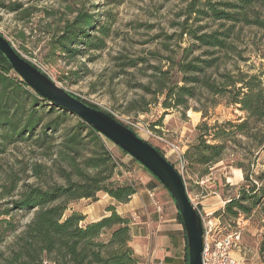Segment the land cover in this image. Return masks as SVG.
Here are the masks:
<instances>
[{
    "label": "rangeland",
    "instance_id": "obj_1",
    "mask_svg": "<svg viewBox=\"0 0 264 264\" xmlns=\"http://www.w3.org/2000/svg\"><path fill=\"white\" fill-rule=\"evenodd\" d=\"M6 4H20L27 10L25 18L21 12H7L0 8V34L13 48L31 64L37 66L59 88L86 101L100 111L111 113L121 124L131 130L135 125L143 126L146 132L133 128L137 135L152 147L163 153L183 177L190 201L200 210L218 217L229 198L236 196L244 183L243 171L235 166L239 161L260 175L264 171V155L251 147L228 144L224 159L203 175V168L191 167L182 159L186 149L194 143L202 122L208 126L225 122L239 123L245 118L237 106L229 105L227 97L211 94L208 90L196 91V97L188 100L185 107L164 108L165 90L173 84L182 86L179 63L188 64L217 59L215 68L205 70L209 83L220 87L227 74L237 79L239 73L259 75L264 87V31L256 26L235 24L228 40L231 45L225 50H213L198 46L189 35H196L229 28L231 24L193 13V7L206 11L202 6L207 0H0ZM217 3L221 0H209ZM223 9L222 7H218ZM79 12L93 17L88 34L103 42L101 50H88L79 45L74 49L77 56L58 58L51 64L49 34L61 27V22L71 20ZM191 46H194L191 48ZM230 89V88H229ZM10 94V90L7 91ZM19 101L27 104L28 99L17 94ZM169 101V100H168ZM168 103H171L170 101ZM40 119L34 124V138L45 130L54 137L40 147L32 140H1L0 129V204L15 199L24 183H36L32 177L34 165H44L47 181L62 183L56 175L59 162L55 152L59 149V137L71 125L61 124L56 130L46 129L54 119L41 113L35 106ZM31 107L25 108V111ZM206 113V118H202ZM25 116L18 121L25 123ZM233 131V129H232ZM235 139H239L238 136ZM108 150L123 164L122 176L118 180L135 185L137 192H143L148 184L158 187L154 201L158 203L163 217L174 219L176 206L166 189L134 159L124 155L120 149L105 141ZM170 145L175 147L172 151ZM180 158L184 161L182 169ZM54 161V162H52ZM249 166V167H247ZM255 179V178H253ZM150 181V182H149ZM16 184L11 196H5ZM264 184V179L258 182ZM108 196L97 194V200H79L70 203L65 215L70 211L88 212L92 218L105 211ZM263 206L250 216L239 221L241 228L240 244L233 255L241 264H264V257L258 253L264 230ZM10 205V204H9ZM9 207V206H8ZM30 213H18L16 219L22 224L31 219ZM22 217V218H21ZM89 218L86 222H89ZM235 220L220 218V226L225 233L233 230ZM10 239L6 243H9ZM3 248V247H2ZM0 248V249H2ZM142 263V261L140 262Z\"/></svg>",
    "mask_w": 264,
    "mask_h": 264
},
{
    "label": "trees",
    "instance_id": "obj_2",
    "mask_svg": "<svg viewBox=\"0 0 264 264\" xmlns=\"http://www.w3.org/2000/svg\"><path fill=\"white\" fill-rule=\"evenodd\" d=\"M202 6L206 7L209 13L194 7L192 12L231 25L229 28L221 25V30L199 36L192 31L189 35L199 43L198 46L213 50L228 49L231 46L228 40L233 34L235 24L256 26L264 31V0H221L217 3L207 0ZM0 8L10 13L19 11L25 18L29 15L27 10H22L20 4L9 5L0 1ZM92 20L91 15L79 12L71 20L61 22V27L49 33L53 35L49 41L48 54L51 64H55L58 58L62 59L64 54L70 57L77 56L79 51L74 48L79 45L85 46L88 50L103 48L100 39H93L88 34ZM216 61L217 59L205 61L197 59L196 63H179V71L186 74L181 78L183 85L162 87L163 91L165 90L163 106L166 109L185 107L188 100L196 97V91L204 89L214 95H225L227 104L237 106L246 115L239 123H215L209 127L206 122H202L196 128L198 134L194 143L184 152L183 159L188 168L194 166L203 168V175L208 174L212 166L224 159L228 144L233 146L245 144V147H251L253 151L264 155L262 77L239 73L238 78L234 79L224 74L222 76L224 83L216 87L208 82L205 75V70L215 68ZM8 90L10 94H7ZM17 94L25 96L28 99L27 104L19 101ZM168 100L171 103H168ZM81 101L88 104L84 100ZM35 106L41 108L43 115L54 117L46 125V129L56 130L61 124L66 123L71 125L60 135L59 149L55 152V161L59 162L56 175L62 183L54 180L48 182L43 172L46 167L34 165L32 177L36 183H24L15 199H11L8 204H0V248L3 247L0 249V264H141V259L130 247L131 218L118 214L114 206L109 205L105 208L107 216L91 222H86V216L79 211H70L65 215L70 203L79 200L96 201L98 193H104L116 203H128L137 193V189L133 183L118 180L122 176L124 164L108 150L105 143L107 140L103 136L76 115L39 97L0 54L1 140L9 142L32 140L40 147L53 141L54 137L48 136L45 130L34 138V124L40 119ZM27 107L31 109L25 111ZM104 113L115 119L111 113ZM23 116L25 123L20 126L18 121ZM202 118H206V113H203ZM236 136L239 139H235ZM155 149L164 156L159 149ZM234 162L235 166L243 171L244 183L237 195L225 203L224 210L218 215L219 219L227 217L228 220H236L239 215L250 216L257 208L263 206L264 184L258 187V182L264 179V171L255 176L244 164ZM169 163L173 166L171 162ZM15 189L14 183L5 196H11ZM18 213H30L32 216L27 223L22 224L16 219ZM176 218L182 224L178 210ZM262 229L264 230V223ZM8 239L10 242L6 243ZM258 253L264 257V233Z\"/></svg>",
    "mask_w": 264,
    "mask_h": 264
},
{
    "label": "water",
    "instance_id": "obj_3",
    "mask_svg": "<svg viewBox=\"0 0 264 264\" xmlns=\"http://www.w3.org/2000/svg\"><path fill=\"white\" fill-rule=\"evenodd\" d=\"M0 54L39 97L76 115L107 141L134 159L166 189L182 220L186 238V264H201L203 229L200 217L187 195L181 175L165 157L131 129L59 88L46 74L23 58L1 34Z\"/></svg>",
    "mask_w": 264,
    "mask_h": 264
},
{
    "label": "crops",
    "instance_id": "obj_4",
    "mask_svg": "<svg viewBox=\"0 0 264 264\" xmlns=\"http://www.w3.org/2000/svg\"><path fill=\"white\" fill-rule=\"evenodd\" d=\"M157 189V186L150 183L143 192L138 191L128 203H116L107 197L106 204L114 206L118 214L131 218L130 247L141 259V264H186L183 225L176 217L170 220L163 217L158 203L153 199ZM82 214L90 219L89 222L107 216L105 211L95 218L90 217L88 212Z\"/></svg>",
    "mask_w": 264,
    "mask_h": 264
},
{
    "label": "built area",
    "instance_id": "obj_5",
    "mask_svg": "<svg viewBox=\"0 0 264 264\" xmlns=\"http://www.w3.org/2000/svg\"><path fill=\"white\" fill-rule=\"evenodd\" d=\"M133 128H139L140 131L143 132L147 131L143 126L139 125H135ZM133 128L132 131L137 135ZM170 147L172 151L176 150L173 145H170ZM182 159L180 158L181 169L184 163V159ZM192 205L200 217L203 229L201 264H241V262L234 257L233 252L235 249H238L240 244L241 228L239 221L243 219V217L239 215V217L235 220L236 225L234 229L223 233L220 226V219L218 217L211 218V215H207V213L196 207L195 204L192 203ZM144 264L149 263L146 262Z\"/></svg>",
    "mask_w": 264,
    "mask_h": 264
}]
</instances>
